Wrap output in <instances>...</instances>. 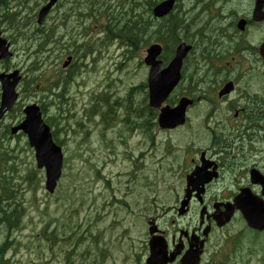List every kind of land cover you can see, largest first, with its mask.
Instances as JSON below:
<instances>
[{
	"label": "rangeland",
	"instance_id": "1",
	"mask_svg": "<svg viewBox=\"0 0 264 264\" xmlns=\"http://www.w3.org/2000/svg\"><path fill=\"white\" fill-rule=\"evenodd\" d=\"M92 1L58 4L44 24L47 36L36 31L34 18L45 0H18L16 8L7 9L6 4L0 10V28L12 39L16 54L1 69H19L25 77L16 112L6 124L19 121L26 104L40 101L44 108L47 105L44 117L66 155V169L54 194L45 189V172L37 168L25 135L13 140L14 150L2 158L13 169L3 172L13 178V203L23 209L16 227L0 221V248L6 249L4 257L11 262L2 264H145L150 218H156L169 236L187 223L199 225L203 204L194 202L193 212L184 215L170 208L183 200L173 155L189 141L202 140L203 129L193 120L177 131L161 130L157 112L148 105L144 57L158 39L153 32L158 22L150 11L140 10L152 26L139 48L128 47L127 40L111 33L105 18L90 16ZM145 1L137 0L142 7ZM116 4L112 0V6ZM7 11L20 14L13 21ZM46 37L49 42L41 50L39 42ZM166 43L171 51L173 42ZM68 56L72 62L64 68ZM68 75L69 88L64 85L65 90L57 89L47 99L44 89L49 83ZM31 82L44 92L27 89ZM60 91L66 100L57 98ZM108 110L110 123L103 120ZM139 206L143 213H137ZM262 234L249 233L240 217L226 230L213 229L204 264H264Z\"/></svg>",
	"mask_w": 264,
	"mask_h": 264
},
{
	"label": "flooded vegetation",
	"instance_id": "2",
	"mask_svg": "<svg viewBox=\"0 0 264 264\" xmlns=\"http://www.w3.org/2000/svg\"><path fill=\"white\" fill-rule=\"evenodd\" d=\"M15 2H7V9L16 8ZM156 22L162 67L176 56L181 43L191 47L183 60L180 82L167 103L176 108L182 98L191 101L185 124L174 129L193 120L203 129L199 130L202 140L189 141L173 155L183 200L170 210L189 214L194 202H199L203 204L200 213H205L198 227L190 222L167 237L169 251L179 253L177 262L189 248L192 235L202 236L208 225L213 231L215 213L227 212L238 197L264 199V0H175L173 10ZM166 42H173L171 51ZM5 62H0V73L9 72L8 66L1 69ZM1 99L0 84V105ZM15 112L16 108L7 112L0 122V140L5 143L15 138L9 133L18 120L6 124ZM142 127L145 130V124ZM186 198L189 202L181 212ZM137 213H143L142 207Z\"/></svg>",
	"mask_w": 264,
	"mask_h": 264
},
{
	"label": "water",
	"instance_id": "3",
	"mask_svg": "<svg viewBox=\"0 0 264 264\" xmlns=\"http://www.w3.org/2000/svg\"><path fill=\"white\" fill-rule=\"evenodd\" d=\"M58 0H50L39 12L38 23L42 24L49 14L50 10L56 4ZM174 0H166L160 3L154 9V14L157 17H163L168 14L174 5ZM1 35V32H0ZM9 45L7 41L0 37V59L8 58L11 56L9 52ZM188 46L182 44L177 50V55L171 64L161 69L162 63L157 60V56L161 52L159 45H153L148 50V57L146 63L150 65L149 72V91H150V105L154 108H158L169 96L173 88L176 86L180 79V70L182 67L183 58L186 56ZM264 47L262 54L264 56ZM68 62L65 64V66ZM21 77L19 71H15L13 74L0 75V80L3 83V101L0 109V118L3 115V111L11 109L16 100V86L19 83ZM187 99H183L176 110L170 108H164L159 117V123L162 128H173L178 124L184 123L185 109L188 105ZM26 118L16 128L13 129V133L18 130H23L29 138L30 144L35 148L36 160L38 168L46 169V189L53 193L56 189L57 182L61 176L63 166V153L60 146L54 143L50 127L43 121L40 107L36 104L30 105L25 109ZM251 208L244 209V216L250 227L263 230L264 229V203L251 202ZM238 206L235 204L229 213H223L215 215L218 224L224 225L230 221L233 213V209ZM157 228L154 223L151 222L150 234V256L147 259V264H167L169 261H173L175 255L169 259L167 257V244L163 237L154 235ZM208 230H206V233ZM203 245V241L200 243V247ZM193 248L183 257L181 264H199L201 250Z\"/></svg>",
	"mask_w": 264,
	"mask_h": 264
},
{
	"label": "trees",
	"instance_id": "4",
	"mask_svg": "<svg viewBox=\"0 0 264 264\" xmlns=\"http://www.w3.org/2000/svg\"><path fill=\"white\" fill-rule=\"evenodd\" d=\"M1 3H3V0H0V4ZM154 3L155 2L152 0H147L144 2L145 6L142 7V4H139L137 0H117L116 6H112V0H94L90 7L91 15H89L93 16L95 19L105 18L108 23V29H110L111 33L116 38L118 37L127 40L130 47L139 48L141 40H146L143 36L150 32L148 28L151 26L150 20H144V14H141L140 10H143V13L146 10L151 11V7ZM103 6H105V8H101ZM94 10H96V13ZM36 31L38 33L43 31L46 36L48 35V33L43 30V27L37 26ZM113 32H116V35ZM48 42V37L39 42L41 50ZM5 156L6 154L1 156L0 161L3 157L5 159ZM4 171L5 170L0 171V215L2 222L7 220L8 223L6 224L11 228L13 225L11 224L10 216H16L17 214L19 220L23 209L20 204L18 206L13 203V200L15 201V190L10 186L13 178L12 176L3 173ZM19 209L21 210L20 212ZM1 248L0 253L3 257L6 249L3 247Z\"/></svg>",
	"mask_w": 264,
	"mask_h": 264
}]
</instances>
